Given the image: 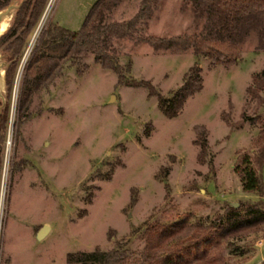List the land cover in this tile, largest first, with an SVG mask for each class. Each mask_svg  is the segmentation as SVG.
I'll return each instance as SVG.
<instances>
[{
	"label": "rangeland",
	"instance_id": "374dc122",
	"mask_svg": "<svg viewBox=\"0 0 264 264\" xmlns=\"http://www.w3.org/2000/svg\"><path fill=\"white\" fill-rule=\"evenodd\" d=\"M94 1L47 0L21 46L24 58L7 65L0 264H67L68 252L96 248L132 260L143 253L148 225L202 227L231 205L240 212L250 204L264 208V48L251 31L227 66L192 48L154 49L149 35L201 26L204 17L189 0H159L133 35L115 38L114 68L93 53L65 60L16 112L22 65L41 28H79ZM141 1L123 0L108 20L130 18ZM0 52L9 57L2 44ZM194 63L202 88L176 116H165L157 95L176 89ZM246 156L262 180L259 190H243ZM43 225L47 231L35 236ZM219 246L223 264H263L264 222Z\"/></svg>",
	"mask_w": 264,
	"mask_h": 264
},
{
	"label": "trees",
	"instance_id": "16d2710c",
	"mask_svg": "<svg viewBox=\"0 0 264 264\" xmlns=\"http://www.w3.org/2000/svg\"><path fill=\"white\" fill-rule=\"evenodd\" d=\"M8 0H0V7ZM123 0H95L79 28L70 30L60 24L43 26L22 65L16 112L25 107L33 91L51 82L67 60L93 53L103 67L114 68L110 50L115 38L133 35L136 26L152 16L159 0H142L139 9L128 19L109 21V13ZM193 9L204 17L201 26L190 33L172 36L149 35L154 49H188L205 56L212 65H232L239 57V43L251 32L257 34L264 48V0H189ZM47 0H23L11 26L0 36V45L9 50L12 63L20 59L21 46L28 32L39 22ZM7 67L5 85L11 70ZM139 84V83H138ZM201 66L194 63L184 74L182 83L169 95H157L158 108L174 117L188 97L202 88ZM8 105L0 114V139L3 141ZM245 191L259 190L262 180L248 156L240 165ZM264 208L250 204L243 212L234 205L224 217L207 226H190L181 221L165 225H148L146 243L140 258L129 259L116 250H81L68 252L67 264H223L220 242L264 222ZM192 228V229H191ZM264 264V263H263Z\"/></svg>",
	"mask_w": 264,
	"mask_h": 264
},
{
	"label": "water",
	"instance_id": "95a60500",
	"mask_svg": "<svg viewBox=\"0 0 264 264\" xmlns=\"http://www.w3.org/2000/svg\"><path fill=\"white\" fill-rule=\"evenodd\" d=\"M23 0H8L4 6L0 7V36L6 32V30L13 23V18L17 9L21 7ZM7 53L0 52V114L5 108V75L7 65L10 63V58H6ZM46 225L41 226L35 236L42 237Z\"/></svg>",
	"mask_w": 264,
	"mask_h": 264
},
{
	"label": "bare ground",
	"instance_id": "6f19581e",
	"mask_svg": "<svg viewBox=\"0 0 264 264\" xmlns=\"http://www.w3.org/2000/svg\"><path fill=\"white\" fill-rule=\"evenodd\" d=\"M49 227L46 225V227H45V230L44 231H42V232H46L47 231V229H48ZM44 235V234H43Z\"/></svg>",
	"mask_w": 264,
	"mask_h": 264
},
{
	"label": "built area",
	"instance_id": "2783aa9c",
	"mask_svg": "<svg viewBox=\"0 0 264 264\" xmlns=\"http://www.w3.org/2000/svg\"><path fill=\"white\" fill-rule=\"evenodd\" d=\"M24 58V54H23V56L21 57V59H23ZM24 63V62H23Z\"/></svg>",
	"mask_w": 264,
	"mask_h": 264
}]
</instances>
